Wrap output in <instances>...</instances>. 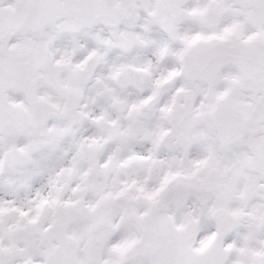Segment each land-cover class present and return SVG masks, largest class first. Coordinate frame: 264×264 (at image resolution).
<instances>
[{
  "label": "snow or ice",
  "instance_id": "6c2138e0",
  "mask_svg": "<svg viewBox=\"0 0 264 264\" xmlns=\"http://www.w3.org/2000/svg\"><path fill=\"white\" fill-rule=\"evenodd\" d=\"M0 264H264V0H0Z\"/></svg>",
  "mask_w": 264,
  "mask_h": 264
}]
</instances>
